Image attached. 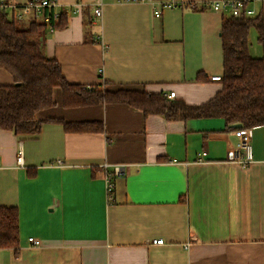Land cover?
Here are the masks:
<instances>
[{
  "label": "crops",
  "instance_id": "crops-1",
  "mask_svg": "<svg viewBox=\"0 0 264 264\" xmlns=\"http://www.w3.org/2000/svg\"><path fill=\"white\" fill-rule=\"evenodd\" d=\"M59 1L67 24L46 29L43 51L70 83L174 91L195 105L222 89L212 76L224 71L221 28L232 14L205 6L214 0H175L159 17L156 7L172 0ZM247 5L264 17V0ZM249 52L264 57V35L252 29ZM14 83L0 67V85ZM53 97L39 119L101 121L104 130L66 131L60 121L35 136L0 129V207L18 209L20 232L19 253L0 247V264H264V126L253 128L254 161L243 167L234 161L241 137L222 117L67 107L60 87ZM104 163L122 166L111 201Z\"/></svg>",
  "mask_w": 264,
  "mask_h": 264
},
{
  "label": "trees",
  "instance_id": "trees-1",
  "mask_svg": "<svg viewBox=\"0 0 264 264\" xmlns=\"http://www.w3.org/2000/svg\"><path fill=\"white\" fill-rule=\"evenodd\" d=\"M67 24V13H61L56 28ZM255 27L259 39L264 35V17H224L221 36L224 71L219 79L222 89L201 104H187L165 94L70 83L61 64L43 51L47 24L32 20L22 25L9 19L0 9V67L8 70L15 83L0 85V129L17 135H38L46 121H60L66 131H102L103 123L67 122L53 118L41 120L37 112L55 104L53 91L60 87L63 105L92 106L104 103H127L146 114H158L169 120L222 117L228 128L241 123L243 128L264 126V57L249 52V33ZM19 211L16 207H0V247L19 253Z\"/></svg>",
  "mask_w": 264,
  "mask_h": 264
},
{
  "label": "built area",
  "instance_id": "built-area-1",
  "mask_svg": "<svg viewBox=\"0 0 264 264\" xmlns=\"http://www.w3.org/2000/svg\"><path fill=\"white\" fill-rule=\"evenodd\" d=\"M248 0H214L205 4L213 10L218 11H230L234 17L242 16H252L255 11L248 7ZM176 1L172 0L164 3L162 6L156 7L154 10L155 16L159 17L162 14L164 7H171L176 5ZM73 10L79 12L80 2H75L73 5ZM0 9L5 11L9 19L24 20L26 18H32L33 20H38L47 24L48 31L52 32L56 29L55 24L58 22L59 17L62 12L69 10L62 9V3L59 0H26L24 2H16L10 0H0ZM94 14L97 17L102 16V6L99 4L94 8ZM221 75L212 76L213 80H219ZM90 88L91 85H86ZM168 98L172 99L175 97V92L171 91L166 95ZM237 133L241 137L240 145L236 150L234 161L239 163L241 166L246 167L254 161L253 158V146H252V130L253 128H235ZM207 154L203 151L199 160H203V157ZM18 160H22L19 156ZM102 169L105 172L106 179V193L108 200L114 199V190L116 187V177L121 173L122 166L116 165L113 169H110L108 163L102 164ZM30 242L34 245H38L40 242L34 237L29 238ZM153 244L161 245L164 244L163 238L154 239Z\"/></svg>",
  "mask_w": 264,
  "mask_h": 264
},
{
  "label": "rangeland",
  "instance_id": "rangeland-1",
  "mask_svg": "<svg viewBox=\"0 0 264 264\" xmlns=\"http://www.w3.org/2000/svg\"><path fill=\"white\" fill-rule=\"evenodd\" d=\"M255 15H258V12H257V14H255ZM29 20L32 21L33 19H32V18L26 19V23L24 22V20H18V21H20V23L24 26V25H27V24H28V21H29ZM31 21H30V22H31ZM252 30H255V31L257 32V29H256L255 27H253ZM257 36H258V32H257Z\"/></svg>",
  "mask_w": 264,
  "mask_h": 264
},
{
  "label": "water",
  "instance_id": "water-1",
  "mask_svg": "<svg viewBox=\"0 0 264 264\" xmlns=\"http://www.w3.org/2000/svg\"><path fill=\"white\" fill-rule=\"evenodd\" d=\"M241 125H242L241 123H235V124H233V127L237 128V127H241Z\"/></svg>",
  "mask_w": 264,
  "mask_h": 264
}]
</instances>
